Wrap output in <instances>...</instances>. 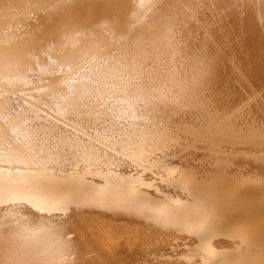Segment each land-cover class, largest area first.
I'll return each instance as SVG.
<instances>
[{
	"label": "bare ground",
	"instance_id": "bare-ground-1",
	"mask_svg": "<svg viewBox=\"0 0 264 264\" xmlns=\"http://www.w3.org/2000/svg\"><path fill=\"white\" fill-rule=\"evenodd\" d=\"M0 264H264V0H0Z\"/></svg>",
	"mask_w": 264,
	"mask_h": 264
}]
</instances>
